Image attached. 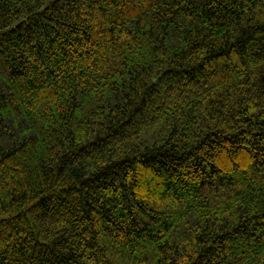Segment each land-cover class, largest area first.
Returning <instances> with one entry per match:
<instances>
[{
    "label": "trees",
    "instance_id": "obj_1",
    "mask_svg": "<svg viewBox=\"0 0 264 264\" xmlns=\"http://www.w3.org/2000/svg\"><path fill=\"white\" fill-rule=\"evenodd\" d=\"M0 264H264V0H0Z\"/></svg>",
    "mask_w": 264,
    "mask_h": 264
}]
</instances>
